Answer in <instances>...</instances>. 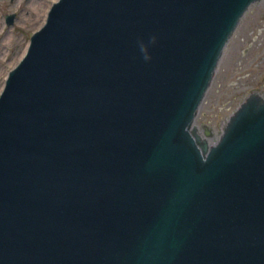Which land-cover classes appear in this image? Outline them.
Segmentation results:
<instances>
[{
  "label": "water",
  "instance_id": "1",
  "mask_svg": "<svg viewBox=\"0 0 264 264\" xmlns=\"http://www.w3.org/2000/svg\"><path fill=\"white\" fill-rule=\"evenodd\" d=\"M257 1L56 0L0 91V264H264V91L194 126Z\"/></svg>",
  "mask_w": 264,
  "mask_h": 264
},
{
  "label": "rangeland",
  "instance_id": "2",
  "mask_svg": "<svg viewBox=\"0 0 264 264\" xmlns=\"http://www.w3.org/2000/svg\"><path fill=\"white\" fill-rule=\"evenodd\" d=\"M259 29L261 34L257 35ZM263 49L262 52H260ZM259 62L249 66L255 56ZM264 0L251 5L226 44L213 79L197 111L199 128L224 117L232 105L248 95L249 89L264 91ZM3 85L0 84V91ZM245 92V93H244ZM203 136V134H202Z\"/></svg>",
  "mask_w": 264,
  "mask_h": 264
},
{
  "label": "flooded vegetation",
  "instance_id": "3",
  "mask_svg": "<svg viewBox=\"0 0 264 264\" xmlns=\"http://www.w3.org/2000/svg\"><path fill=\"white\" fill-rule=\"evenodd\" d=\"M55 2L56 0H0L1 85L6 84L9 71L20 61L31 37L39 31ZM255 33L257 39L261 32L258 29ZM262 51L263 49L260 52ZM260 52L253 59L256 62L252 64V61L249 66L253 67L262 62H257ZM252 92L256 91L251 88L246 94Z\"/></svg>",
  "mask_w": 264,
  "mask_h": 264
},
{
  "label": "clouds",
  "instance_id": "4",
  "mask_svg": "<svg viewBox=\"0 0 264 264\" xmlns=\"http://www.w3.org/2000/svg\"><path fill=\"white\" fill-rule=\"evenodd\" d=\"M155 37H153L152 38V42H155ZM141 51L144 53V59L145 60H149V59H151V56L148 54V52H147V47L143 44V43H141Z\"/></svg>",
  "mask_w": 264,
  "mask_h": 264
},
{
  "label": "built area",
  "instance_id": "5",
  "mask_svg": "<svg viewBox=\"0 0 264 264\" xmlns=\"http://www.w3.org/2000/svg\"><path fill=\"white\" fill-rule=\"evenodd\" d=\"M210 144H211V142H210Z\"/></svg>",
  "mask_w": 264,
  "mask_h": 264
}]
</instances>
